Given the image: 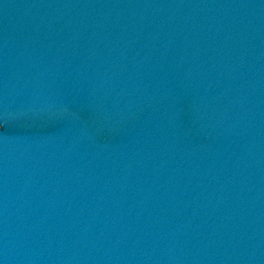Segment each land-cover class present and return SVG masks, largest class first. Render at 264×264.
I'll return each instance as SVG.
<instances>
[{
	"label": "water",
	"instance_id": "95a60500",
	"mask_svg": "<svg viewBox=\"0 0 264 264\" xmlns=\"http://www.w3.org/2000/svg\"><path fill=\"white\" fill-rule=\"evenodd\" d=\"M0 264H264V0H0Z\"/></svg>",
	"mask_w": 264,
	"mask_h": 264
}]
</instances>
